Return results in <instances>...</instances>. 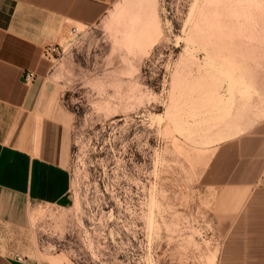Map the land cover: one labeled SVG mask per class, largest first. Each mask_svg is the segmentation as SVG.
<instances>
[{
	"label": "rangeland",
	"instance_id": "374dc122",
	"mask_svg": "<svg viewBox=\"0 0 264 264\" xmlns=\"http://www.w3.org/2000/svg\"><path fill=\"white\" fill-rule=\"evenodd\" d=\"M41 57L71 113V186L2 241L38 264H217L202 172L264 131V0H116L59 22Z\"/></svg>",
	"mask_w": 264,
	"mask_h": 264
},
{
	"label": "crops",
	"instance_id": "0c3cea01",
	"mask_svg": "<svg viewBox=\"0 0 264 264\" xmlns=\"http://www.w3.org/2000/svg\"><path fill=\"white\" fill-rule=\"evenodd\" d=\"M115 1L0 0V264H38L1 236L71 186V113L45 85L41 47L59 22L92 23ZM202 177L215 192L217 264H264V131L222 141Z\"/></svg>",
	"mask_w": 264,
	"mask_h": 264
},
{
	"label": "built area",
	"instance_id": "2783aa9c",
	"mask_svg": "<svg viewBox=\"0 0 264 264\" xmlns=\"http://www.w3.org/2000/svg\"><path fill=\"white\" fill-rule=\"evenodd\" d=\"M34 76H35V72L28 70L26 75H25V79H26V81H28L29 79L33 78Z\"/></svg>",
	"mask_w": 264,
	"mask_h": 264
},
{
	"label": "bare ground",
	"instance_id": "6f19581e",
	"mask_svg": "<svg viewBox=\"0 0 264 264\" xmlns=\"http://www.w3.org/2000/svg\"><path fill=\"white\" fill-rule=\"evenodd\" d=\"M226 132H228V131H226ZM239 133V132H238Z\"/></svg>",
	"mask_w": 264,
	"mask_h": 264
}]
</instances>
